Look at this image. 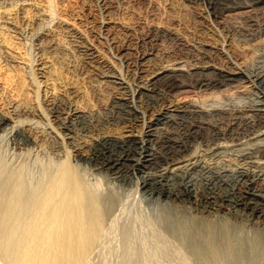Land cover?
<instances>
[{
    "label": "rangeland",
    "instance_id": "obj_1",
    "mask_svg": "<svg viewBox=\"0 0 264 264\" xmlns=\"http://www.w3.org/2000/svg\"><path fill=\"white\" fill-rule=\"evenodd\" d=\"M6 1L9 3V4L7 3L8 5L6 4ZM10 1L11 2H9V0H5V2H3L4 4L1 3L2 7L0 6V10H1L0 11V22H1L0 29L2 28L3 25H5V26H3V29L0 30V32H1L0 33V57H1L0 58V68L2 69V70L0 69V78H1L0 79V98H1L0 99V107H1V105H2V107L4 106L3 107L4 109L1 108L3 113L4 114L8 113L6 115H10L9 118L11 117L9 125L7 126L9 128L6 127L7 129L5 128L3 131H0V135H1L0 136V151L3 148L2 152H0L1 153L0 154V156H1L0 157L1 158L0 168L5 169V171L0 170V173L3 172L0 175L7 173L9 171L8 169H10V168L12 170L10 169L9 172L14 171V170L18 171L17 169H19V167L21 166V168L22 167H24V168H22V169L20 168L19 171L22 170L21 172L24 174V172L26 173L30 170L28 172L29 176L25 175V174L24 175L28 176V178H26L27 180L29 179L31 181V179H32V181H34V182L31 181L32 182V183L30 182L31 184L35 183L34 185H36L37 182H35V180H33V179H36V181H37L38 178H39V180L41 178H43L44 176L42 173H44V175H45L48 171H50V169H52V168L55 169V167H57V165H58L60 158L61 157L65 158L67 156V155L65 156L66 153L70 154L69 157L72 158L70 160L72 162V164L76 165L75 167L78 169V171L82 170L80 172H81V176H82V179L84 180V182L87 184L89 182L90 184L88 186H92L91 189H94L91 191L97 190V192H99L100 195L104 196L105 198H107L109 196L108 198H111L113 200V205H112L113 211L111 213V216H113L112 214H114L113 218H115V219H113L112 217H110V219L112 218V221L115 220L113 222V224L115 223L114 224L115 226L112 227L113 224L111 225V222H109L110 224L108 223L107 226L112 227V228L107 229V227H106L104 229L105 230L103 232L104 235L102 234V238H100L101 240H99L97 243V246H96L97 248L95 247L96 250L94 248L93 253L89 257V260L91 259L89 261L90 263H87V264H124V262H126V260H127L126 264H139V263L143 264L144 262H145L144 264H179V263L180 264H187V263L191 264L192 259L188 258V260L190 262L186 259L188 257L187 255L190 256V252L188 253L186 250H185L187 252V255L185 258L186 260L184 259V261H183V258L185 257L186 252L183 251L184 250L183 248L181 249V247H182L181 241L180 242L178 241L182 237H181V233L177 227L178 221L175 222L176 220L180 219L179 217L184 215V213H185L184 217H190V216L192 217L193 216V218H194V215H196L197 217L199 216L198 218H202L204 216L208 219H211V217H212V219L217 218V217L223 218V219L226 218V220L230 219L231 221L229 220V222H234V223L236 222V224H240V225L244 226L247 233H251L253 235V233L257 232V233H260L261 235L263 234L262 238H264V223H263L264 222V217H263L264 215L262 216L261 214H259L258 216H251V215H249L250 210L246 209L244 206H236L235 205V200H236L235 196H237L236 194H237V191H239V190H233L232 187L225 184L228 182L232 183L233 182L232 177H231V179H229L230 181H228V182L222 180L221 184H223L224 182L225 183L223 185H221V187H220L219 184H217V185L214 184L215 181L217 182V179L214 180L213 183H210L211 181H208L206 179L207 177H205L206 176V175H204L205 173L200 170L201 169L200 166L204 165V164H205L204 166H207L210 164H211V166H216V165H218V166L226 165L227 166L229 164V166L231 168L232 167L236 168L237 164H235V163H237V162H235L236 160L234 161V158L235 157L237 158L239 155L243 154L246 151L248 152L247 147L249 144H251L250 145L251 147L249 146L250 148H252V147L254 148L256 145L255 142H260V139L264 138V134L258 136V134H261L264 131V128H262V129L256 128V130H258V129H261V130H259L258 132H255L256 130H254V128H252L251 125L248 124V120H247V119L257 120L261 117H264V113H262V112L260 113L259 111L254 110L256 108L255 107L256 104L261 100V97L264 95V81H262L264 78V0H239V1L238 0H203V1L202 0H114V1L113 0H55V1L54 0L53 1H51V0L50 1L49 0H28V2H27V0L26 1L25 0H21V1L20 0H18V1L13 0L14 3H12V0H10ZM34 1H36V2L34 3ZM0 2H2V1H0ZM52 2H53V6L55 8L51 6ZM243 3H245V4H243ZM14 4H16V5H14ZM11 5H13V6L10 7ZM47 5L51 6L53 8V10H50V7H48ZM239 5H241V7H239ZM3 6H6V8L4 9ZM237 6H238V8H237ZM244 6H246V7H244ZM206 7H207V9H206ZM261 7H263V8H261ZM232 8L233 9L236 8V9L231 10ZM52 11H54V13ZM4 12H6V13H4ZM57 15H58V17H57ZM256 16H258V17H256ZM29 17H31L32 19ZM53 17L54 18L56 17L55 20ZM16 18H18V19H16ZM27 20H29V21H27ZM231 20H233L234 22ZM6 27L8 29L10 27L11 28H10V30H8ZM3 30H5V31L2 32ZM228 30H229V32H228ZM31 31L33 34L30 33ZM34 31H36V32H34ZM256 32H257V34H256ZM158 33H160L161 35ZM147 35H148V37H147ZM52 36H53V38H52ZM65 38L68 40H66ZM161 38H163V39H161ZM143 39H144V42H143ZM232 39H233V41H232ZM246 39L248 40V42ZM52 40H53V42H52ZM159 40H160V42H159ZM61 41H63V42H61ZM68 41H69V43H68ZM154 42L157 43L159 46L157 44H155ZM59 43H61V44H59ZM66 43H68V44L66 45ZM151 44H152V48H150ZM241 45L244 48H242ZM123 46H124V49H123ZM181 46L183 47L182 50H181ZM237 46H239V47H237ZM56 47H58V48L56 49ZM183 50H185V51H183ZM59 51H60V53H59ZM146 51H148V52L146 53ZM29 52L32 54H30ZM125 53H127V54H125ZM104 54H106V55H104ZM115 54H116V56H115ZM81 56H82V58H81ZM143 57H146L143 60L146 64H144V62L142 61L141 63H143L142 64L143 66L140 65L141 63L139 65H137L136 59L139 60V58H143ZM131 58H134L135 60L131 59ZM200 58L201 59L203 58V59L201 60ZM132 62L134 63L133 64L134 66L132 65ZM178 62L179 63L181 62V64L184 65L185 69L187 68V70H185L187 72L193 71V69L197 66H198V68H200L199 70H202V68H207V67L211 68V69H207V70H204L202 72L199 71L201 73H193L191 75H189V74L184 75L183 74L184 76L183 75L180 76L179 79H181L180 81L187 85L186 87H184L186 90L184 88H180L178 91L175 90L173 92L168 91L164 84H159V86L157 85L156 87L146 86L144 83H142L140 81V79L138 80L139 76L144 78V75L146 73H147L146 76H150L151 74H153V72H156L158 69L160 70L161 67L162 68H167V67L171 68L172 66H174L173 64H176ZM190 62H191V64H190ZM53 63H55V64H53ZM77 63H78V65H77ZM194 63H196V65H194ZM209 63H210V65H209ZM185 64H187L188 66ZM200 65H202V66H200ZM213 65L217 66V67H213ZM3 66H4V68H3ZM53 66H54V68H52ZM56 66H57V68H55ZM82 67H83V69H82ZM133 67H134V69H133ZM238 67H240V68H238ZM219 68H221V69H219ZM55 69L57 70L58 74H56L57 72ZM58 69L61 71H58ZM90 69H91V71H90ZM151 69L153 71H150ZM226 69H228V70H226ZM11 70H12V72H11ZM140 70H142L144 73L141 72ZM216 70H217V72H216ZM221 70L222 71H228V72H230V71L231 72L232 71H241L243 73V77H241L240 79H238L235 82H232V84L226 83V85H225L224 83L221 82L217 86H212V87L209 86L208 88H207V86L197 85L198 81H201L202 79H212V80L222 81L223 77L219 76L220 75L219 72ZM5 72L10 74L11 79L9 81L13 80L14 83L9 82V81H8L9 82L8 83L7 80H4L5 75H3V74ZM30 72H32V77H31ZM59 72H61L62 74L61 73L59 74ZM259 72H260V74H259ZM18 73H19V75H18ZM103 73L104 74L106 73V74L104 75ZM206 73H208V75L209 74L210 75L208 76ZM98 74H100V75H98ZM132 74H134L133 76H135V77H133ZM60 75H62V76H60ZM136 75H138V76H136ZM204 75H206V76H204ZM18 76H20V77H18ZM22 76H24L23 80L24 79L27 80V81L24 80L25 82H27V85H26V83H23L24 81L22 82ZM118 76H119V79H117ZM93 77H95L97 80L96 79H95L96 81L93 80ZM132 77L135 79H133ZM19 78L21 79V81ZM32 78H33V80H32ZM55 78H57V79H55ZM99 78H100V81H103L106 84L103 82L100 83ZM123 78L125 80H123ZM145 78H147V77H145ZM199 78H201V79H199ZM101 79H104V80H101ZM114 80H117L116 82H120V83H116ZM18 81H20V82H18ZM37 81L40 82V83L38 82V85H36ZM132 81H133V83H132ZM135 82L137 85L135 84ZM253 82H255V83H253ZM21 83H22V86L20 87ZM101 84H102V86H101ZM221 85H223V86H221ZM120 86H122V87H120ZM130 86L131 87L133 86V88H135V89L131 88ZM191 86H193V87H191ZM119 87H120V89H119ZM203 87H205V88H203ZM28 88H30L31 90ZM41 88H42V90H41ZM144 88H145V90H144ZM100 89H101V91H100ZM131 89H133L134 91ZM149 89H151V90H149ZM25 90H27V92ZM82 90H84V91H82ZM124 90H125V92H124ZM158 90H161V91H158ZM163 90H165V91H163ZM110 91L111 92L113 91V92L111 93ZM120 92H123V93H120ZM243 92H245V93H243ZM23 93H26V94L28 93V94L24 95ZM99 93H101L102 95ZM132 93H133V96H132ZM230 93H233V94H230ZM40 94H42V95H40ZM82 94H83V96H82ZM85 94L87 95V98L84 97V96H86ZM236 94H238V95H236ZM149 95H151V96H149ZM230 95L231 96L233 95V96L230 97ZM227 96H228V100H227ZM5 97L8 98L9 100L6 99ZM35 98H38L39 101H38V99H35ZM153 98L155 100H153ZM53 99L55 100L54 101L55 103H53ZM218 99H219V101H218ZM231 99H233V100H231ZM130 100H134V101H130ZM240 100H241V102H239ZM12 101H13V103H12ZM15 101H16V103H15ZM34 101H36V102H34ZM205 101H206V103H205ZM235 101L238 104H235L236 103ZM40 102H41V104H40ZM195 102H197V103H195ZM215 102H216V104H215ZM38 103L40 104V106L38 105ZM56 104L60 108L62 106L65 108L67 107V108L65 109L62 107L60 109L57 107ZM190 104L197 105V106L202 105L201 108H203V109H206V107H208L206 109V111L212 112V114H207V115L203 116L204 118L201 117V119H200L201 120V125H200L201 127H198L199 129L193 127L192 123H195L193 120L187 119L184 117L182 118L179 116H173L172 117L173 122L167 126L165 124L160 125L161 127L163 126V128H164L161 131L162 133L160 134V132H158L155 137H152V140L148 141L149 144H147V147H149V153H151V154L154 153L153 154L154 156L159 157V158H156L157 160L155 159V162L153 164L146 165L147 164L146 163L145 164L146 168L140 166L136 169L135 168L133 169L128 165L127 162L126 163L124 162V164L121 165V167H123V171H122L123 175L121 173H118L117 176H115L116 174H114L113 171H111L110 169L101 168L99 166V163L97 161L98 159H97L96 155L100 154L99 152L102 149L101 143L105 142V139H106V141L110 142L109 147L110 146L115 147L117 144L119 145L120 141H126V140H131V139L140 141L141 139L145 138V133L148 130V126H150L152 123H154L158 114L163 113L164 111L168 112V113L170 112L169 114H171L170 110L177 108V107H183L184 105H190ZM15 105H17V106L20 105L19 106L20 109H18L19 107L15 106ZM128 105H130L131 108L128 107ZM45 106L47 107L46 108L47 110L45 108H43ZM169 106H171V107H169ZM38 107H41V108L39 109ZM49 107H51V109ZM55 107L57 108L58 111L61 112L60 114H59V112L57 113V114H59L58 116L56 115V113H52L54 110H56ZM117 107H119V108H117ZM215 107H217V109ZM15 108H16V110H15ZM37 108L39 110H37ZM8 109L10 111V114H9V111L7 112ZM17 110H18V112H16ZM40 110H44V111H40ZM49 110H51L52 112ZM67 110H69V111H67ZM119 110L122 112L120 113ZM161 110H163V111H161ZM220 110H221V112H218ZM98 111H100V112H98ZM19 112H21V113H19ZM27 112H29V113H27ZM32 112L34 113V114H32L33 116H31ZM45 112L47 113V116H46ZM247 113L249 116L247 115ZM251 113L253 114V116H252L253 118L251 117V115H252ZM24 116H26V117L29 116L30 118L29 117L28 118L30 120H28L27 118H25L26 120L24 118H21ZM68 116H71V119L70 118L68 119L67 118ZM239 116H241V117H239ZM255 116H256V118H255ZM127 117H128V119L131 118L132 120L131 119L128 120ZM18 119H19V121H18ZM20 119H22L23 121ZM31 119L33 122H31ZM245 119L247 121H244ZM27 120H28V124H26ZM176 120H178V121L175 122ZM17 121H18V123L22 121L21 123H23V124H18ZM71 121L75 122V123H72ZM239 121H240V123H239ZM47 123H48V125H47ZM103 124H105V125H103ZM225 124H227V125H225ZM100 126H101V128H100ZM121 126H123V127H121ZM189 126H192V127H189ZM68 127H70V128H68ZM53 128H56V129L53 130ZM228 128H229V130H231V129L232 130L229 131ZM22 129L24 132L22 131ZM28 129H30V130H28ZM58 129L60 131H58ZM63 129H65L64 134H63V131H64ZM46 130H48V131H46ZM197 130L199 131L198 133H197ZM29 131H30V133H29ZM55 131H56V133H55ZM92 131H94V132H92ZM227 131H229V132H227ZM57 132L58 133L60 132L61 136H60V134H57ZM201 132H203V133L201 134ZM22 133H24V134L22 135ZM47 133L49 135H47ZM70 133L72 136L70 135ZM215 133H218V134H215ZM28 134H30L31 136ZM52 134L55 137H53ZM184 134H185V136H184ZM2 135H4V136H2ZM24 135L25 136L28 135L29 136L28 138L32 139L31 140L32 142L26 141L27 137H25ZM35 135H37V137L39 139H36L37 137ZM102 135H104V136H102ZM106 135H108V136H106ZM68 136H69V139H68ZM99 136H101V137H99ZM132 136H133V138H132ZM140 136H142V137H140ZM166 136H168V137H166ZM193 136H194V138H193ZM224 136H225V138H223ZM229 136H231V137H229ZM62 137H64L63 138L64 141L61 139ZM195 137H197V139H195ZM227 137H229V138H227ZM247 137H249V138H247ZM45 138H49V139H45ZM55 138H56L57 142L55 141ZM114 138H115V140H114ZM216 138H218V139H216ZM231 138H233V139H231ZM18 139H19V141H18ZM146 139H148V138H146ZM70 140H72V141H70ZM155 140H156V142H155ZM157 140H160L161 142H158ZM228 140L229 141L231 140V141L229 142ZM58 141H60V144L58 143ZM61 142H63V143L65 142V143L61 144ZM216 142H217V144H216ZM227 142H229V143H227ZM112 143H114V144H112ZM181 143H182V146H181ZM263 143H264V141H263ZM1 144H2V147H1ZM36 144H37V146H36ZM145 144H146V142H145ZM187 144L188 145L190 144V145L188 146ZM226 144H228V145L226 146ZM230 144H231V146H230ZM13 145H14V147H13ZM152 145H154V147ZM243 145L245 147H243ZM162 146H164V147H162ZM173 147H174V149H173ZM14 148L16 151L14 150ZM239 148H240V150H239ZM69 149H71L69 151L70 153L65 152L66 150H69ZM139 150H142V149H139ZM164 150H166V151H164ZM221 150L227 151V152L225 153V152H222ZM22 151L25 153H23ZM178 151H180L181 153ZM190 151H191V153H189ZM232 151H234V152H232ZM173 152H175V153H173ZM15 153H16V156H15ZM74 153H76V154H74ZM79 153H80V155H79ZM195 153H196V155H195ZM77 154H78V156H77ZM161 154L163 156L164 155L165 156L162 158ZM2 155H3V157H2ZM9 155H10V157H8ZM51 155H53V156H51ZM63 155L65 157H63ZM36 156H38V157H36ZM54 156H56V157H54ZM188 156H189V158H187ZM194 156H195V158H194ZM233 156H234V158H233ZM4 157H6V158H4ZM137 157H139V155H137ZM182 157L184 159H181ZM227 157L229 158V160H226V159H228ZM44 158H45V160H44ZM62 158H61V161H62ZM172 158H173V160H172ZM185 158H187V159L191 158V160L193 162L197 161L199 166H197L195 168H193L191 166H188V168L185 167L184 168L185 170L183 169V171H181L182 177L180 176V180H179V178L175 179V181L171 180V184L168 185L166 180H164V178L160 177V176L164 172L167 175H168V173L170 174V172H168V171H171V169H172V167H171L172 162L173 163H175V161L176 162H179V161L183 162V160H184L183 164H186L187 162L189 163V161ZM49 159H50V161H49ZM160 159H162V160H160ZM10 160H11V162H10ZM52 160L54 162L58 161L57 164L53 162L54 164L51 165L50 162ZM168 160H169V162H168ZM185 160H187V161H185ZM221 160L222 161L224 160V161L221 162ZM232 160L234 162H232ZM211 161H214V162H211ZM209 162H211V163H209ZM219 162H220V165L218 164ZM18 163H20V164L18 165ZM168 163L169 164L171 163V164L168 166ZM7 164L10 166H8ZM38 164L41 165V167H43L44 164H45L44 165L45 167H46V165L49 168H50V166H53V167L50 169L47 167L41 168V167H39ZM14 165H16V166H14ZM33 165H35V166H33ZM97 166H99L100 168ZM163 167H164V169H163ZM15 168H17V169H15ZM82 168H84V169H82ZM26 169L28 171H25ZM45 169L47 170V172L45 171ZM31 170L33 172H31ZM198 171L200 174L198 173ZM80 172H79V174H80ZM85 172H86V174H85ZM109 172H111L112 174ZM128 173H129V175H128ZM95 174L97 176H95ZM206 174L209 175V173H206ZM30 175H33V176H30ZM83 176H84V178H83ZM30 177H32V178L30 179ZM106 177H107V179H106ZM118 178H120V179H118ZM150 178L155 179V181L163 179L162 183L167 184L168 187H173L176 189L179 188L183 192L181 190H173V192L175 191V193L180 194L177 197V195H175V194H170L168 191H171V190H169L167 188V186H165V187L161 186L162 184H160V183L155 184V186H153L154 188L152 189V191L150 188L146 189V188H144V182L143 181L151 180ZM87 179H89V180H87ZM27 180H26V182L28 183L29 180L28 181ZM186 180H187V182H186ZM129 181H131V182H129ZM93 182L95 184V185L93 184L94 187L92 185ZM97 182H98V184H97ZM115 182L117 184H115ZM192 183H194L195 186H194V184L192 185ZM98 185L99 186L101 185L102 187L101 186L99 187ZM186 185L189 186L188 187L189 190H186V188H187ZM224 185H226V186H224ZM107 186L108 187L110 186V187L108 188ZM113 187H114V189H113ZM223 187H224V189H223ZM129 188H131V189H129ZM165 188H167V189H165ZM103 191H105V192H103ZM110 192H111V194H110ZM184 192H186V193H184ZM188 192L190 193V196H189ZM167 194L170 196H168ZM206 195L212 196L213 204L215 203V205H214L215 207L213 206L214 208L213 207L210 208L205 204L206 202H204L203 199L205 198ZM111 196L114 198H112ZM215 196H216V198H215ZM193 198H195V199H193ZM225 199H226V201H225ZM200 200H201V202H200ZM214 201H216V202H214ZM217 202H218V204H217ZM221 204H222V206H221ZM204 205L206 208L204 207ZM193 206H195V207H193ZM243 209H245L246 211ZM139 210H140V213L142 212L141 214L138 213ZM143 210H145V211H143ZM168 210H169V212H168ZM178 210H180V211H178ZM121 211H122V213H121ZM177 211H178V213L180 212L179 215H181V216H176L178 214V213H176ZM228 211H230L231 213ZM247 211H248V213H247ZM160 212H161V214H160ZM213 212H214V214H213ZM172 213H174L173 216H172ZM154 214H156V215H154ZM131 216H133V217H131ZM154 216H156L158 219ZM214 216H216V217H214ZM175 217L178 219H176ZM117 218H119V219H117ZM110 219H109V221H111ZM142 219H145V220H142ZM121 220L122 221L124 220V221L121 222ZM138 220L142 223V225H141V223H138ZM163 220H165V222ZM144 221H146L147 223ZM148 221H149V223H148ZM116 222H117V225H116ZM130 223H132V225ZM169 223L171 224V226L173 228L171 226H169L170 225ZM133 224H135V225H133ZM147 224H149V225H147ZM157 224H158V226H157ZM123 225H125L126 227ZM136 225L138 228L136 227ZM173 225L176 226V228ZM153 226L155 227V229ZM162 226L163 227L165 226V227L163 228ZM168 227L169 228L171 227V230ZM153 229H154V231H153ZM159 229H160V231H159ZM106 231H107V233H106ZM125 231L128 232V234ZM168 231H169V233H168ZM175 231H176V233H175ZM252 231H254V232H252ZM147 232H149L148 233L149 235H147ZM172 232H173V234L174 233L175 234L173 235ZM118 233H120V234H118ZM129 233H131V234H129ZM132 233H135L134 236ZM177 233H179L180 235ZM108 234H110V235H108ZM136 234L138 236H136ZM139 234H141V235H139ZM157 234H159V235H157ZM160 234H163V235L160 236ZM122 236H124L125 239ZM133 237H135V238H133ZM176 237H178V238H176ZM105 238H107V241ZM113 238L114 239L116 238L115 239L116 241H114ZM128 238L129 239L131 238V239L129 240ZM154 238H155V240H153ZM123 239H124V241L127 242V244H128V242H129V244L132 242L131 244L134 245V243L137 242L139 244V246H136L137 243H135V246H132L131 244H130L131 245L130 246L128 244L130 247H132V249H133V251H132V249L130 250V247L126 244V242L124 243V245L122 244L124 242ZM103 240H104L105 244H104ZM110 240L114 241V242H111ZM120 240H121V242H120ZM166 240H169L168 241L169 244ZM170 240H172V241H170ZM142 241H145V242H142ZM150 241H151V243H150ZM152 241H153V243H152ZM162 241L164 243H162V245H161ZM99 242H101V243H99ZM262 242H263V244H262ZM158 243H159V245H157ZM179 243H181V247L179 246ZM100 244H102V245L100 246ZM121 245H122L123 250L121 248ZM261 245L264 246V239H262ZM157 246H159V247H157ZM177 247H178V249L180 247V249L178 250ZM118 248L121 250H119ZM170 248H171V250H170ZM172 248H173V250H172ZM149 249L151 252L149 251ZM166 251H168V252H166ZM182 251H183L184 255L182 254ZM139 252L141 255H143V257L140 256ZM123 253L125 255H123ZM169 253H171V254H169ZM103 254H104V256H103ZM119 255L121 256V258H119L120 257ZM147 255H148V257H147ZM174 256L175 257L178 256L177 259ZM102 257H105V259H103ZM106 257H108V259ZM122 259H124L125 261ZM4 260H3V257L1 256L0 257V264H6L7 261L5 262ZM119 260H122V261H119ZM177 260L180 262H178ZM262 260H261L262 263L261 262L260 263L264 264V256H263ZM135 261H136V263H134ZM185 261H188V262L185 263ZM100 262H102V263H100ZM175 262H177V263H175ZM193 262H194L193 264L196 263L194 260H193Z\"/></svg>",
    "mask_w": 264,
    "mask_h": 264
},
{
    "label": "bare ground",
    "instance_id": "obj_2",
    "mask_svg": "<svg viewBox=\"0 0 264 264\" xmlns=\"http://www.w3.org/2000/svg\"><path fill=\"white\" fill-rule=\"evenodd\" d=\"M2 2H0V6H1V3L5 2V0H0ZM18 1V0H17ZM21 1V0H20ZM26 1V0H25ZM50 1V0H49ZM53 1V0H51ZM55 1V0H54ZM114 1V0H113ZM203 1V0H202ZM239 1V0H238ZM9 2H11L9 0ZM28 2V0H27ZM30 2V1H29ZM36 1H34L35 3ZM8 2L6 1V4ZM12 3H14V1L12 0ZM11 3V4H12ZM22 3V2H21ZM33 3V2H32ZM50 3V2H49ZM193 3V2H192ZM201 3V2H200ZM4 4V3H3ZM5 4V5H6ZM9 4V3H8ZM7 4V5H8ZM19 4V3H18ZM37 4V3H36ZM48 4V3H47ZM51 4V3H50ZM232 4V3H231ZM245 4V3H243ZM248 4V3H247ZM6 5V6H7ZM16 5V4H14ZM22 5V4H21ZM6 6H3L4 9L6 8ZM13 5H11L10 7H12ZM48 6V5H47ZM52 7L53 6V2H52ZM51 6H48L50 7V10H53V8ZM216 6V5H215ZM250 6V5H249ZM2 7V6H1ZM9 7V6H8ZM223 7V6H222ZM239 7H241V5H239ZM246 7V6H244ZM260 7V6H259ZM55 8V7H54ZM219 8V7H218ZM231 8V7H230ZM238 8V6H237ZM263 8V7H261ZM11 9V8H10ZM42 9V8H41ZM207 9V7H206ZM224 9V8H223ZM236 9V8H234ZM233 8L231 10H234ZM15 10V9H14ZM55 10V9H54ZM1 11V10H0ZM27 11V10H26ZM211 11V10H210ZM7 12V11H6ZM4 12V13H6ZM24 12V11H23ZM29 12V11H28ZM38 12V11H37ZM54 13V11H52ZM17 13V12H16ZM27 13V12H26ZM30 13V12H29ZM209 13V12H208ZM236 13V12H235ZM8 14V13H7ZM56 14V13H55ZM239 14V13H238ZM245 14V13H244ZM243 14V15H244ZM59 15V14H58ZM57 15V17H58ZM209 15V14H208ZM242 15V16H243ZM256 15V14H255ZM34 16V15H33ZM2 17V16H1ZM49 17V16H48ZM51 17V16H50ZM258 17V16H256ZM31 18V17H29ZM54 18V17H53ZM56 18V17H55ZM54 18V20H55ZM61 18V17H60ZM214 18V17H213ZM18 19V18H16ZM26 19V18H25ZM32 19V18H31ZM66 19V18H65ZM256 19V18H255ZM247 20V19H246ZM5 21V20H4ZM29 21V20H27ZM69 21V20H68ZM233 21V20H231ZM236 21V20H235ZM241 21V20H240ZM234 22V21H233ZM237 22V21H236ZM217 23V22H216ZM241 23V22H240ZM244 23V22H243ZM1 24V22H0ZM260 24V23H259ZM10 25V24H9ZM234 25V24H233ZM1 26V25H0ZM5 26V25H3ZM3 26L1 29H3ZM39 26V25H38ZM42 26V25H41ZM224 26V25H223ZM242 26V25H241ZM243 27V26H242ZM7 28V27H6ZM11 28V27H10ZM10 28L8 30H10ZM37 28V27H36ZM238 28V27H237ZM245 28V27H244ZM250 28V27H249ZM0 29V30H1ZM5 29V28H4ZM51 29V28H50ZM254 29V28H253ZM258 29V28H257ZM40 30V29H39ZM160 30V29H159ZM223 30V29H222ZM239 30V29H238ZM241 30V29H240ZM256 30V29H255ZM5 30H3L2 32H4ZM38 31V30H37ZM161 31V30H160ZM36 32V31H34ZM229 32V30H228ZM234 32V31H233ZM243 32V31H242ZM258 32V31H257ZM256 32V34H257ZM1 33V32H0ZM32 33V31L30 32ZM129 33V32H128ZM146 33V32H145ZM149 33V32H148ZM156 33V32H155ZM154 33V34H155ZM164 33V32H163ZM236 33V32H235ZM20 34V33H19ZM33 34V33H32ZM152 34V33H151ZM160 34V33H158ZM260 34V33H259ZM30 35V34H29ZM161 35V34H160ZM263 35V34H262ZM8 36V35H7ZM31 36V35H30ZM34 36V35H33ZM40 36V35H39ZM150 36V35H149ZM159 36V35H158ZM225 36V35H224ZM232 36V35H231ZM38 37V36H37ZM107 37V36H106ZM148 37V35H147ZM241 37V36H240ZM43 38V37H42ZM53 38V36H52ZM151 38V37H150ZM158 38V37H157ZM231 38V37H230ZM243 38V37H242ZM63 39V38H62ZM66 39V38H65ZM132 39V38H131ZM160 39V38H159ZM163 39V38H161ZM36 40V39H35ZM41 40V39H40ZM68 40V39H66ZM73 40V39H72ZM150 40V39H149ZM155 40V39H154ZM247 40V39H246ZM9 41V40H8ZM76 41V40H75ZM124 41V40H123ZM233 41V39H232ZM53 42V40H52ZM57 42V41H56ZM63 42V41H61ZM143 42H144V39H143ZM156 42V41H155ZM154 42V43H155ZM160 42V40H159ZM176 42V41H175ZM248 42V40H247ZM65 43V42H64ZM69 43V41H68ZM66 43V45L68 44ZM151 43V42H150ZM153 43V44H154ZM235 43V42H234ZM233 43V44H234ZM246 43V42H245ZM244 43V44H245ZM261 43V42H260ZM39 44V43H38ZM61 44V43H59ZM145 44V43H144ZM157 44V43H155ZM236 44V43H235ZM234 44V45H235ZM75 45V44H74ZM80 45V44H79ZM158 45V44H157ZM178 45V44H177ZM191 45V44H190ZM237 45V44H236ZM254 45V44H253ZM257 45V44H256ZM156 46V45H155ZM154 46V47H155ZM159 46V45H158ZM157 46V47H158ZM221 46V45H220ZM242 46V45H241ZM128 47V46H127ZM143 47V46H142ZM173 47V46H172ZM213 47V46H212ZM239 47V46H237ZM249 47V46H248ZM255 47V46H254ZM58 47H56L57 49ZM74 48V47H73ZM126 48V47H125ZM132 48V47H131ZM152 48V44H151V47ZM168 48V47H167ZM182 46H181V50H182ZM188 48V47H187ZM205 48V47H204ZM242 48H244L242 46ZM34 49V48H33ZM68 49V48H67ZM97 49V48H96ZM123 49H124V46H123ZM189 49V48H188ZM196 49V48H195ZM241 49V48H240ZM69 50V49H68ZM73 50V49H72ZM103 50V49H102ZM101 50V51H102ZM117 50V49H116ZM157 50V49H156ZM155 50V51H156ZM170 50V49H169ZM201 50V49H200ZM217 50V49H216ZM222 50V49H221ZM242 50V49H241ZM247 50V49H246ZM32 51V50H31ZM98 51V50H97ZM127 51V50H126ZM133 51V50H132ZM137 51V50H136ZM158 51V50H157ZM185 51V50H183ZM224 51V50H223ZM35 52V51H34ZM74 52V51H73ZM148 51H146L147 53ZM205 52V51H204ZM255 52V51H254ZM253 52V53H254ZM30 53V52H29ZM60 53V51H59ZM70 53V52H69ZM80 53V52H79ZM117 53V52H116ZM195 53V52H194ZM252 53V54H253ZM32 54V53H30ZM89 54V53H88ZM127 54V53H125ZM149 54V53H148ZM207 54V53H206ZM106 55V54H104ZM108 55V54H107ZM129 55V54H128ZM164 55V54H163ZM180 55V54H179ZM257 55V54H256ZM53 56V55H52ZM116 56V54H115ZM120 56V55H119ZM139 56V55H138ZM178 56V55H177ZM186 56V55H185ZM209 56V55H208ZM58 57V56H57ZM110 57V56H109ZM108 57V58H109ZM137 57V56H136ZM151 57V56H150ZM241 57V56H240ZM252 57V56H251ZM1 58V57H0ZM53 58V57H52ZM60 58V57H59ZM77 58V57H76ZM82 58V56H81ZM85 58V57H84ZM122 58V57H121ZM146 57H143V58H139V60L136 59V63L137 65H139ZM159 58V57H158ZM250 58V57H249ZM256 58V57H255ZM6 59V58H5ZM120 59V58H119ZM131 59H134V58H131ZM130 59V60H131ZM151 59V58H150ZM201 59V58H200ZM203 59V58H202ZM201 59V60H202ZM54 60V59H53ZM57 60V59H56ZM76 60V59H75ZM135 60V59H134ZM253 60V59H252ZM35 61V60H34ZM63 61V60H62ZM78 61V60H77ZM132 61V60H131ZM178 61V60H177ZM230 61V60H229ZM261 61V60H260ZM144 62V61H143ZM150 62V61H149ZM168 62V61H167ZM249 62V61H248ZM262 62V61H261ZM58 63V62H57ZM62 63V62H61ZM69 63V62H68ZM105 63V62H104ZM174 63V62H173ZM172 63V64H173ZM203 63V62H202ZM215 63V62H214ZM34 64V63H33ZM55 64V63H53ZM80 64V63H79ZM113 64V63H112ZM118 64V63H117ZM134 63L132 62V65ZM143 63H141L140 65H142ZM144 64H146L144 62ZM188 64V63H187ZM185 64V65H187ZM191 64V62H190ZM206 64V63H205ZM227 64V63H226ZM58 65V64H57ZM78 65V63H77ZM100 65V64H99ZM114 65V64H113ZM130 65V64H129ZM159 65V64H158ZM163 65V64H162ZM174 66H172L171 68L170 67H167V68H162L159 70L156 71V72H153V74H151L150 76H146V74L144 75V78L147 77V78H143L141 76H139L138 80L140 79V81L142 83H144L146 86H153V87H156L157 85L159 86V84H164L166 89L168 91H175V90H179L180 88H184L186 87L187 85L184 84L183 82H181L179 79L180 76H182L183 74L185 75H191L193 73H201L202 71L204 70H207V69H211V68H202V70H199L200 68L195 67L193 69V71H190V72H187L185 70H187V68L185 69L184 65L181 64V62L179 63H176V64H173ZM194 65H196V63H194ZM199 65V64H198ZM210 65V63H209ZM6 66V65H5ZM75 66V65H74ZM115 66V65H114ZM122 66V65H121ZM134 66V65H133ZM136 66V65H135ZM143 66V65H142ZM151 66V65H150ZM165 66V65H164ZM188 66V65H187ZM190 66V65H189ZM202 66V65H200ZM204 66V65H203ZM230 66V65H229ZM235 66V65H234ZM11 67V66H10ZM60 67V66H59ZM63 67V66H62ZM66 67V66H65ZM68 67V66H67ZM117 67V66H116ZM194 67V66H193ZM213 67H217V66H214ZM227 67V66H226ZM4 68V66H3ZM54 68V66L52 67ZM57 68V66L55 67ZM111 68V67H110ZM122 68V67H121ZM141 68V67H140ZM139 68V69H140ZM240 68V67H238ZM1 69V68H0ZM12 69V68H11ZM62 69V68H61ZM83 69V67H82ZM108 69V68H107ZM119 69V68H118ZM123 69V68H122ZM121 69V70H122ZM134 69V67H133ZM142 69V68H141ZM145 69V68H144ZM150 69V68H149ZM221 69V68H219ZM223 69V68H222ZM2 70V69H1ZM5 70V69H4ZM3 70V71H4ZM56 70V69H55ZM112 70V69H111ZM136 70V69H135ZM155 70V69H154ZM213 70V69H212ZM228 70V69H226ZM235 70V69H234ZM241 70V69H240ZM32 71V70H31ZM58 71H61L58 69ZM91 71V69H90ZM133 71V70H132ZM141 72H143L142 70H140ZM146 71V70H145ZM150 71H153L152 69ZM201 71V72H199ZM219 71V70H218ZM256 71V70H255ZM12 72V70H11ZM10 72V73H11ZM50 72V71H49ZM54 72V71H53ZM57 72V70H56ZM55 72V73H56ZM87 72V71H86ZM217 72V70H216ZM244 72V71H243ZM31 73V77H32V72ZM61 72H59L60 74ZM65 73V72H64ZM131 73V72H130ZM129 73V74H130ZM144 73V72H143ZM215 73V72H214ZM35 74V73H34ZM58 74V72L56 73ZM62 74V73H61ZM67 74V73H66ZM104 74V73H103ZM106 74V73H105ZM104 74V75H105ZM110 74V73H109ZM116 74V73H115ZM136 74V73H135ZM149 74V73H148ZM208 75V73H206ZM220 74V75H219ZM219 76L223 77L222 81L220 80H212V79H202L201 81H198V84L197 85H202V86H207V88L210 86H217L218 84H220L221 82L224 83L226 85V83H231L232 82H235L237 81L238 79H240L241 77H243V73L241 71H220L219 72ZM260 74V72H259ZM263 74V73H262ZM261 74V75H262ZM3 75H5V78L4 80H7V82L11 79L10 78V74L5 72ZM19 75V73H18ZM27 75V74H26ZM100 75V74H98ZM108 75V74H107ZM119 75V74H118ZM134 74H132L133 76ZM141 75V74H140ZM183 75V76H184ZM210 75V74H209ZM208 75V76H209ZM217 75V74H216ZM56 76V75H55ZM62 76V75H60ZM67 76V75H66ZM88 76V75H87ZM120 76V75H119ZM119 76L117 77V79H119ZM138 76V75H136ZM206 76V75H204ZM214 76V75H213ZM4 77V76H3ZM20 77V76H18ZM73 77V76H72ZM101 77V76H100ZM116 77V76H115ZM126 77V76H125ZM135 77V76H133ZM132 77V78H133ZM24 76H22V82L25 80H23ZM26 78V77H25ZM52 78V77H51ZM70 78V77H69ZM78 78V77H77ZM103 78V77H102ZM216 78V77H215ZM218 78V77H217ZM220 78V77H219ZM256 78V77H255ZM261 78V77H260ZM1 79V78H0ZM20 79V78H19ZM57 79V78H55ZM96 78L93 77V80H95ZM122 79V78H121ZM131 79V78H130ZM135 79V78H133ZM198 79V78H197ZM201 79V78H199ZM33 80V78H32ZM31 80V81H32ZM80 80V79H79ZM86 80V79H85ZM97 80V79H96ZM95 80V81H96ZM101 80H104V79H101ZM123 80H125L123 78ZM184 80V79H183ZM3 81V80H2ZM21 81V79H20ZM18 81V82H20ZM27 81V80H25ZM23 82V83H26L27 85V82ZM35 81V80H34ZM73 81V80H72ZM110 81V80H109ZM115 82L117 80H114ZM127 81V80H126ZM139 81V82H140ZM185 81V80H184ZM252 81V80H251ZM258 81V80H257ZM264 81V78L263 80ZM9 82H13L12 81H9ZM8 82V83H9ZM33 82V81H32ZM38 82H36V85H38ZM59 82V81H58ZM65 82V81H64ZM63 82V83H64ZM85 82V81H84ZM99 82H103V81H100V78H99ZM125 82V81H124ZM188 82V81H187ZM239 82V81H238ZM245 82V81H244ZM6 83V82H5ZM40 83V82H39ZM43 83V82H42ZM47 83V82H46ZM105 83V82H103ZM102 83V84H103ZM111 83V82H110ZM116 83H120V82H116ZM128 83V82H127ZM126 83V84H127ZM133 83V81H132ZM138 83V82H137ZM189 83V82H188ZM255 83V82H253ZM19 84V83H18ZM56 84V83H55ZM74 84V83H73ZM84 84V83H83ZM88 84V83H87ZM91 84V83H90ZM93 84V83H92ZM101 84V86H102ZM106 84V83H105ZM131 84V83H130ZM136 84V82H135ZM143 84V85H144ZM246 84V83H245ZM263 84V83H262ZM5 85V84H4ZM9 85V84H8ZM25 85V86H26ZM40 85V84H39ZM54 85V84H53ZM115 85V84H114ZM129 85V84H128ZM137 85V84H136ZM191 85V84H190ZM189 85V86H190ZM234 85V84H233ZM22 86V83L20 84V87ZM42 86V85H41ZM67 86V85H66ZM124 86V85H123ZM126 86V85H125ZM223 86V85H221ZM235 86V85H234ZM40 87V86H39ZM57 87V86H56ZM74 87V86H73ZM81 87V86H80ZM116 87V86H115ZM122 87V86H120ZM119 87V89H120ZM131 87V86H130ZM145 87V86H144ZM193 87V86H191ZM242 87V86H241ZM259 87V86H258ZM24 88V87H23ZM38 88V87H37ZM36 88V89H37ZM55 88V87H54ZM133 88V86L131 87ZM148 88V87H147ZM151 88V87H150ZM158 88V87H157ZM156 88V89H157ZM164 88V87H163ZM205 88V87H203ZM30 89V88H28ZM44 89V88H43ZM48 89V88H47ZM56 89V88H55ZM58 89V88H57ZM83 89V88H82ZM86 89V88H85ZM135 89V88H133ZM131 89V90H133ZM160 89V88H159ZM165 89V90H166ZM185 89V88H184ZM190 89V88H189ZM210 89V88H209ZM236 89V88H235ZM242 89V88H241ZM23 90V89H22ZM31 90V89H30ZM38 90V89H37ZM42 90V88H41ZM127 90V89H126ZM130 90V91H131ZM145 90V88H144ZM151 90V89H149ZM162 90V89H161ZM161 90H158V91H161ZM163 90V91H165ZM186 90V89H185ZM198 90V89H197ZM211 90V89H210ZM228 90V89H227ZM226 90V91H227ZM27 92V90H25ZM56 91V90H55ZM54 91V92H55ZM79 91V90H78ZM84 91V90H82ZM101 91V89H100ZM115 91V90H114ZM121 91V90H120ZM128 91V90H127ZM126 91V92H127ZM134 91V90H133ZM132 91V92H133ZM137 91V90H136ZM147 91V90H146ZM191 91V90H190ZM200 91V90H199ZM203 91V90H202ZM213 91V90H212ZM229 91V90H228ZM240 91V90H239ZM9 92V91H8ZM40 92V91H39ZM86 92V91H85ZM108 92V91H107ZM111 92V91H110ZM113 92V91H112ZM111 92V93H112ZM125 92V90H124ZM153 92V91H152ZM197 92V91H196ZM210 92V91H209ZM257 92V91H256ZM255 92V93H256ZM57 93V92H56ZM70 93V92H69ZM91 93V92H90ZM120 93H123V92H120ZM131 93V92H130ZM143 93V92H142ZM157 93V92H156ZM163 93V92H162ZM178 93V92H177ZM242 93V92H241ZM245 93V92H243ZM250 93V92H249ZM24 95L26 93H23ZM28 94V93H27ZM26 94V95H27ZM81 94V93H80ZM84 94V93H83ZM82 94V96H83ZM87 94V93H86ZM85 94V95H86ZM101 94V93H99ZM148 94V93H147ZM150 94V93H149ZM161 94V93H160ZM169 94V93H168ZM230 94H233V93H230ZM235 94V93H234ZM42 95V94H40ZM48 95V94H47ZM102 95V94H101ZM105 95V94H104ZM107 95V94H106ZM114 95V94H113ZM143 95V94H142ZM141 95V96H142ZM146 95V94H145ZM144 95V96H145ZM153 95V94H152ZM157 95V94H156ZM163 95V94H162ZM165 95V94H164ZM172 95V94H171ZM175 95V94H174ZM238 95V94H236ZM31 96V95H30ZM29 96V97H30ZM89 96V95H88ZM95 96V95H94ZM124 96V95H123ZM132 96H133V93H132ZM151 96V95H149ZM168 96V95H167ZM173 96V95H172ZM177 96V95H176ZM233 96V95H232ZM230 95V97H232ZM53 97V96H52ZM62 97V96H61ZM87 98V95L84 96ZM97 97V96H96ZM139 97V96H138ZM143 97V96H142ZM146 97V96H145ZM158 97V96H157ZM160 97V96H159ZM166 97V96H165ZM223 97V96H222ZM221 97V98H222ZM6 98V97H5ZM12 98V97H11ZM141 98V97H140ZM144 98V97H143ZM1 99V98H0ZM8 99V98H6ZM5 99V100H6ZM19 99V98H18ZM35 99H38V98H35ZM46 99V98H45ZM60 99V98H59ZM84 99V98H83ZM89 99V98H88ZM94 99V98H93ZM127 99V98H126ZM148 99V98H147ZM160 99V98H159ZM165 99V98H164ZM163 99V100H164ZM175 99V98H174ZM173 99V100H174ZM217 99V98H216ZM246 99V98H245ZM9 100V99H8ZM30 100V99H29ZM105 100V99H104ZM135 100V99H134ZM134 100H130V101H134ZM144 100V99H143ZM153 100H155L153 98ZM157 100V99H156ZM180 100V99H179ZM215 100V99H214ZM227 100H228V96H227ZM226 100V101H227ZM233 100V99H231ZM4 101V100H3ZM2 101V102H3ZM37 101V100H36ZM34 101V102H36ZM39 101V99H38ZM55 100L53 99V103ZM88 101V100H87ZM91 101V100H90ZM114 101V100H113ZM198 101V100H197ZM201 101V100H200ZM199 101V102H200ZM216 101V100H215ZM219 101V99H218ZM217 101V102H218ZM52 102V101H51ZM81 102V101H80ZM112 102V101H111ZM143 102V101H142ZM145 102V101H144ZM187 102V101H186ZM198 102V103H199ZM221 102V101H220ZM219 102V103H220ZM231 102V101H230ZM236 102V101H235ZM241 102V100L239 101ZM255 102V101H254ZM13 103V101H12ZM16 103V101H15ZM52 103V104H53ZM78 103V102H77ZM87 103V102H86ZM89 103V102H88ZM154 103V102H153ZM170 103V102H169ZM185 103V102H184ZM197 103V102H195ZM206 103V101H205ZM227 103V102H226ZM19 104V103H18ZM29 104V103H28ZM41 104V102H40ZM40 104L38 103V105L40 106ZM93 104V103H92ZM108 104V103H107ZM106 104V105H107ZM132 104V103H131ZM144 104V103H143ZM158 104V103H157ZM160 104V103H159ZM214 104V103H213ZM216 104V102H215ZM224 104V103H223ZM228 104V103H227ZM235 104H238L237 102ZM244 104V103H243ZM253 104V103H252ZM23 105V104H22ZM46 105V104H45ZM57 105V104H56ZM55 105V106H56ZM73 105V104H72ZM79 105V104H78ZM114 105V104H113ZM233 105V104H232ZM17 106V105H15ZM20 106V105H19ZM17 106V107H19ZM28 106V105H27ZM50 106V105H49ZM96 106V105H95ZM134 106V105H133ZM156 106V105H155ZM154 106V107H155ZM202 106V105H201ZM201 106H197V105H193V104H190V105H184L183 107H177V108H174L171 111V114H169L168 112H163V113H160L158 114V116L156 117L154 123H152L150 126H148V130L146 131L145 133V138L141 139L140 141L139 140H126V141H120L119 142V145L117 144L115 147L113 146H110L109 147V144L110 142L109 141H106L105 139V142L101 143V151L99 152L100 154L99 155H96L97 156V161L99 163V166L101 168H107V169H110L111 171H113L114 174H116L115 176H117L118 173H122L123 171V167H121V165L124 164V162L128 163V165L131 167V168H138L140 166L146 168L145 164L146 165H151L155 162V159L156 158H159L157 156H154L153 154L149 153V147H147V144H149L148 141L152 140V137H155L156 134L158 132H160V134L162 133L161 131L164 129L163 126L161 127L160 125L162 124H165L166 126L171 124L173 122L172 120V117L173 116H179V117H184V118H187V119H191L193 120L195 123H192L193 127L194 128H197L199 129L198 127H201V117L207 115V114H212V112H208L206 111V109L208 107H206V109H203L201 108ZM214 106V105H213ZM217 106V105H216ZM224 106V105H223ZM226 106V105H225ZM4 107V106H3ZM2 105L0 107V131H3L8 125H9V122H10V118L9 116L10 115H6L3 113L2 109L3 108ZM16 107V108H17ZM23 107V106H22ZM58 107V105H57ZM63 107V106H62ZM61 107V108H62ZM75 107V106H74ZM81 107V106H80ZM93 107V106H92ZM125 107V106H124ZM128 107H130V105H128ZM171 107V106H169ZM204 107V106H203ZM221 107V106H220ZM256 108L254 110L256 111H259L260 113H264V95L261 97V100L256 104L255 106ZM15 108V110H16ZM39 109L41 107H38ZM37 108V110H39ZM43 108H47L46 106L43 107ZM51 109V107H49ZM54 108V107H53ZM56 108V107H55ZM60 108V107H58ZM60 108V109H61ZM65 108V107H63ZM67 108V107H66ZM65 108V109H66ZM76 108V107H75ZM79 108V107H78ZM94 108V107H93ZM119 108V107H117ZM131 108V107H130ZM136 108V107H135ZM217 109V107H215ZM226 108V107H225ZM253 108V107H252ZM4 109V108H3ZM20 109V107L18 108ZM44 109V110H45ZM69 109V108H68ZM84 109V108H83ZM82 109V110H83ZM96 109V108H95ZM121 109V108H120ZM137 109V108H136ZM214 109V108H213ZM246 109V108H245ZM6 110V109H5ZM14 110V111H15ZM44 110H40V111H44ZM47 110V109H46ZM57 110V108H56ZM54 110L53 112L51 110L52 113H56V115L58 116L61 112L60 111H56ZM70 110V109H69ZM67 110V111H69ZM73 110V109H72ZM81 110V109H80ZM90 110V109H89ZM134 110V109H133ZM139 110V109H138ZM142 110V109H141ZM222 110V109H221ZM218 111V112H221ZM9 111V109L7 110V112ZM64 111V110H63ZM66 111V112H67ZM124 111V110H123ZM163 111V110H161ZM214 111V110H213ZM18 112V110L16 111ZM59 112V114H57ZM73 112V111H72ZM77 112V111H76ZM79 112V111H78ZM87 112V111H86ZM100 112V111H98ZM119 112L121 113L122 111L119 110ZM158 112V111H157ZM15 113V112H14ZM21 113V112H19ZM29 113V112H27ZM46 113V112H45ZM70 113V112H69ZM75 113V112H74ZM142 113V112H141ZM9 114H10V111H9ZM32 114H34L33 112L31 113V116H33ZM127 114V113H126ZM221 114V113H220ZM252 114V113H251ZM16 115V114H15ZM19 115V114H18ZM22 115V114H21ZM50 115V114H49ZM62 115V114H61ZM215 115V114H214ZM219 115V114H218ZM217 115V116H218ZM232 115V114H231ZM248 115V113H247ZM38 116V115H37ZM46 116H47V113H46ZM112 116V115H111ZM123 116V115H122ZM222 116V115H221ZM245 116V115H244ZM249 116V115H248ZM253 116V114L251 115V117ZM14 117V116H13ZM12 117V118H13ZM19 117V116H18ZM29 117V116H28ZM28 117L24 116V117H21V118H27L28 120H30ZM50 117V116H49ZM56 117V116H55ZM84 117V116H83ZM100 117V116H99ZM113 117V116H112ZM135 117V116H134ZM141 117V116H140ZM139 117V118H140ZM143 117V116H142ZM148 117V116H147ZM223 117V116H222ZM229 117V116H228ZM241 117V116H239ZM247 117V116H246ZM250 117V118H251ZM260 117V116H259ZM62 118V117H61ZM64 118V117H63ZM68 119L70 118L71 119V116H68L67 117ZM88 118V117H87ZM105 118V117H104ZM118 118V117H117ZM136 118V117H135ZM154 118V117H153ZM181 118V119H182ZM204 118V117H203ZM253 118V117H252ZM256 118V116H255ZM16 119V118H15ZM42 119V118H41ZM48 119V118H47ZM57 119V118H56ZM73 119V118H72ZM101 119V118H100ZM128 119V117H127ZM131 119V118H130ZM128 119V120H130ZM180 119V118H179ZM215 119V118H214ZM225 119V118H224ZM243 119V118H242ZM241 119V120H242ZM17 120V119H16ZM22 120V119H20ZM26 120V119H25ZM28 120H27V123L28 124ZM52 120V119H51ZM81 120V119H80ZM132 120V119H131ZM240 120V119H239ZM248 120V124L251 125L252 128H254V130H256V128H264V117H261L257 120L255 119H252V120ZM246 119L244 121H247ZM19 121V119H18ZM17 121V123H18ZM23 121V120H22ZM21 121V122H22ZM49 121V120H48ZM63 121V120H62ZM78 121V120H77ZM113 121V120H112ZM178 120H176L175 122H177ZM181 121V120H180ZM204 121V120H203ZM19 122L18 124H23ZM31 122L32 119H31ZM30 122V123H31ZM51 122V121H50ZM49 122V123H50ZM57 122V121H56ZM61 122V121H60ZM59 122V123H60ZM66 122V121H65ZM72 122V121H71ZM79 122V121H78ZM185 122V121H184ZM191 122V121H190ZM206 122V121H205ZM46 123V122H45ZM53 123V122H52ZM72 123H75V122H72ZM71 123V124H72ZM102 123V122H101ZM105 123V122H104ZM240 123V121H239ZM243 123V122H242ZM25 124V123H24ZM25 124V125H26ZM34 124V123H33ZM39 124V123H38ZM42 124V123H41ZM40 124V125H41ZM55 124V123H54ZM62 124V123H61ZM64 124V123H63ZM70 124V123H69ZM109 124V123H108ZM180 124V123H179ZM183 124V123H182ZM208 124V123H207ZM48 125V123H47ZM51 125V124H50ZM66 125V124H65ZM93 125V124H92ZM105 125V124H103ZM190 125V124H189ZM227 125V124H225ZM239 125V124H238ZM20 126V125H19ZM33 126V125H32ZM31 126V127H32ZM39 126V125H38ZM62 126V125H61ZM96 126V125H95ZM118 126V125H117ZM178 126V125H177ZM243 126V125H242ZM15 127V126H14ZM34 127V126H33ZM41 127V126H40ZM47 127V126H46ZM52 127V126H51ZM50 127V128H51ZM77 127V126H76ZM106 127V126H105ZM123 127V126H121ZM125 127V126H124ZM144 127V126H143ZM165 127V126H164ZM175 127V126H174ZM189 127H192V126H189ZM9 128V127H7ZM6 128V129H7ZM49 128V127H48ZM59 128V127H58ZM70 128V127H68ZM92 128V127H91ZM101 128V126H100ZM117 128V127H116ZM193 128V129H194ZM13 129V128H12ZM56 128H53V130H55ZM105 129V128H104ZM118 129V128H117ZM191 129V128H190ZM261 129H258L256 130L255 132H258L259 130ZM30 130V129H28ZM45 130V129H44ZM49 130V129H48ZM46 130V131H48ZM64 130V131H63ZM63 134L65 132V129H63ZM70 130V129H69ZM80 130V129H79ZM84 130V129H83ZM122 130V129H121ZM137 130V129H136ZM174 130V129H173ZM213 130V129H212ZM222 130V129H221ZM227 130V129H226ZM229 130V128H228ZM232 130V129H231ZM229 130V131H231ZM239 130V129H238ZM253 130V129H252ZM23 131V129H22ZM34 131V130H33ZM37 131V130H36ZM58 131H60L58 129ZM85 131V130H84ZM116 131V130H115ZM190 131V130H189ZM209 131V130H208ZM227 131V132H229ZM11 132V131H10ZM24 132V131H23ZM26 132V131H25ZM43 132V131H42ZM54 132V131H53ZM75 132V131H74ZM94 132V131H92ZM199 131L197 130V133ZM224 132V131H223ZM226 132V131H225ZM251 132V131H250ZM27 133V132H26ZM25 133V134H26ZM30 133V131H29ZM56 133V131H55ZM87 133V132H86ZM99 133V132H98ZM130 133V132H129ZM141 133V132H140ZM193 133V132H192ZM203 132H201L202 134ZM205 133V132H204ZM222 133V132H221ZM254 133V132H253ZM24 133H22L23 135ZM43 134V133H42ZM57 134H60L61 136V133L57 132ZM56 134V135H57ZM67 134V133H66ZM126 134V133H125ZM213 134V133H212ZM215 134H218V133H215ZM264 134V131L261 133V134H258V136ZM7 135V134H6ZM15 135V134H14ZM18 135V134H17ZM21 135V134H20ZM30 135V134H28ZM25 136L27 137L26 141L28 142H32L30 138H28L29 136ZM39 135V134H38ZM41 135V134H40ZM45 135V134H44ZM47 135H49L47 133ZM71 135V133H70ZM130 135V134H129ZM159 135V134H158ZM183 135V134H182ZM1 136V135H0ZM4 136V135H2ZM31 136V135H30ZM37 137V135H35ZM51 136V135H50ZM53 136V134H52ZM51 136V137H52ZM59 136V135H58ZM72 136V135H71ZM85 136V135H84ZM104 136V135H102ZM108 136V135H106ZM185 136V134H184ZM209 136V135H208ZM217 136V135H216ZM41 137V136H40ZM47 137V136H46ZM55 137V136H53ZM52 137V138H53ZM79 137V136H78ZM101 137V136H99ZM114 137V136H113ZM142 137V136H140ZM168 137V136H166ZM202 137V136H201ZM207 137V136H206ZM231 137V136H229ZM227 137V138H229ZM234 137V136H233ZM9 138V137H8ZM21 138V137H20ZM51 138V139H52ZM59 138V137H58ZM64 137H62L61 139L63 140ZM94 138V137H93ZM92 138V139H93ZM103 138V137H102ZM133 138V136H132ZM148 138V139H146ZM159 138V137H158ZM176 138V137H175ZM194 138V136H193ZM210 138V137H209ZM225 138V136L223 137ZM226 138V139H227ZM249 138V137H247ZM4 139V138H3ZM34 139V138H33ZM36 139H39L38 137ZM45 139H49V138H45ZM44 139V140H45ZM66 139V138H65ZM68 139H69V136H68ZM99 139V138H98ZM101 139V138H100ZM112 139V138H111ZM122 139V138H121ZM155 139V138H154ZM195 139H197V137H195ZM218 139V138H216ZM215 139V140H216ZM233 139V138H231ZM35 140V139H34ZM61 140V141H62ZM82 140V139H81ZM108 140V139H107ZM110 140V139H109ZM115 140V138H114ZM120 140V139H119ZM123 140V139H122ZM10 141V140H9ZM19 141V139H18ZM46 141V140H45ZM44 141V142H45ZM55 141H56V138H55ZM64 141V140H63ZM72 141V140H70ZM69 141V142H70ZM158 142H161L160 140H157ZM168 141V140H167ZM229 141V140H228ZM231 141V140H230ZM229 141V142H230ZM233 141V140H232ZM264 138L260 139V142H255L256 145L255 147L253 148H250L251 144L248 145V152H244L243 154L239 155L237 158L233 156L234 158V161L237 162L235 164H237V167L235 168H231L229 166V164L226 166H211L210 165H207V166H204V165H201V171L204 172L206 175L205 177H207L206 179L208 181H211L210 183H213L214 180L217 179V182L215 181L214 184H219L220 187L221 185V181L224 180L226 182L230 181L229 179H233V182L230 183H225L227 184L228 186L232 187L233 190H239L237 191V196L236 197V200H235V205L236 206H244L246 209L250 210L249 211V215L251 216H258L259 214H261L262 216L264 215ZM22 142V141H21ZM25 142V141H24ZM35 142V141H34ZM33 142V143H34ZM43 142V141H42ZM41 142V143H42ZM48 142V141H47ZM57 142V141H56ZM67 142V141H66ZM98 142V141H97ZM116 142V141H115ZM146 142V144H145ZM156 142V140H155ZM183 142V141H182ZM200 142V141H199ZM219 142V141H218ZM226 142V141H225ZM227 142V143H229ZM23 143V142H22ZM21 143V144H22ZM39 143V142H38ZM54 143V142H53ZM58 143L60 144V141H58ZM63 142H61L62 144ZM65 143V142H64ZM63 143V144H64ZM117 143V142H116ZM186 143V142H185ZM220 143V142H219ZM223 143V142H222ZM234 143V142H233ZM4 144V143H3ZM25 144V143H24ZM35 144V143H34ZM49 144V143H48ZM114 144V143H112ZM217 144V142H216ZM238 144V143H237ZM240 144V143H239ZM253 144V143H252ZM40 145V144H39ZM66 145V144H65ZM69 145V144H68ZM87 145V144H86ZM170 145V144H169ZM178 145V144H177ZM185 145V144H184ZM188 145V144H187ZM190 145V144H189ZM188 145V146H189ZM204 145V144H203ZM208 145V144H207ZM211 145V144H210ZM228 144H226L227 146ZM245 145V144H244ZM243 145V147H245ZM37 146V144H36ZM41 146V145H40ZM46 146V145H45ZM63 146V145H62ZM75 146V145H74ZM154 147V145H152ZM161 146V145H160ZM181 146H182V143H181ZM218 146V145H217ZM223 146V145H222ZM221 146V147H222ZM231 146V144H230ZM250 146V147H249ZM1 147H2V144H1ZM14 147V145H13ZM26 147V146H25ZM55 147V146H54ZM57 147V146H56ZM61 147V146H60ZM66 147V146H65ZM64 147V148H65ZM156 147V146H155ZM164 147V146H162ZM170 147V146H169ZM194 147V146H193ZM198 147V146H197ZM214 147V146H213ZM36 148V147H35ZM63 148V147H62ZM77 148V147H76ZM80 148V147H79ZM152 148V147H151ZM171 148V147H170ZM182 148V147H181ZM186 148V147H185ZM196 148V147H195ZM201 148V147H200ZM223 148V147H222ZM234 148V147H233ZM241 148V147H240ZM239 148V150H240ZM3 149V148H2ZM2 149L0 152H2ZM10 149V148H9ZM19 149V148H18ZM47 149V148H46ZM66 149V148H65ZM139 149H142V150H139ZM174 149V147H173ZM211 149V148H210ZM215 149V148H214ZM221 149V148H220ZM226 149V148H225ZM242 149V148H241ZM245 149V148H244ZM15 150V148H14ZM41 150V149H40ZM39 150V151H40ZM50 150V149H49ZM58 150V149H57ZM71 149L69 150H66L65 152H68L70 153ZM77 150V149H76ZM75 150V151H76ZM169 150V149H168ZM185 150V149H184ZM188 150V149H187ZM224 150V149H223ZM227 150V149H226ZM5 151V150H4ZM16 151V150H15ZM21 151V150H20ZM46 151V150H45ZM95 151V150H94ZM154 151V150H153ZM152 151V152H153ZM166 151V150H164ZM189 151V150H188ZM222 151V150H221ZM243 151V150H242ZM23 152V151H22ZM27 152V151H26ZM33 152V151H32ZM42 152V151H41ZM44 152V151H43ZM161 152V151H160ZM171 152V151H170ZM169 152V153H170ZM180 152V151H178ZM222 152H227V151H222ZM234 152V151H232ZM25 153V152H23ZM28 153V152H27ZM37 153V152H36ZM57 153V152H56ZM72 153V152H71ZM85 153V152H84ZM162 153V152H161ZM166 153V152H165ZM168 153V154H169ZM175 153V152H173ZM181 153V152H180ZM191 153V151L189 152ZM188 153V154H189ZM203 153V152H202ZM1 154V153H0ZM76 154V153H74ZM88 154V153H87ZM194 154V153H193ZM14 155V154H13ZM28 155V154H27ZM37 155V154H36ZM46 155V154H45ZM48 155V154H47ZM67 155V156H66ZM70 154H65V156L63 155V157L65 158H62V161H61V158L58 161H51L50 164H54L58 162V165L57 167L52 168L53 166H50V169L47 165L46 167L50 169V171L47 172V170L45 169V172L46 174L44 175L43 174V178H41L39 180L36 181V179H33L35 180L36 185L34 184H31L32 182V177H30L31 181L27 180L26 178H28V171L27 169L25 171H28V172H24L25 175H28V176H25L19 169L21 168V166L19 167V169H17L18 171L14 170V171H10V169H8L9 173H4L2 175H0V255L3 257V260L8 264H87V263H90L89 261V257L90 255L93 253L94 251V248L97 246V243L99 240H101L100 238H102V234L103 232L105 231L104 229L107 227V229L109 228H112L114 227L115 223L113 224V222L115 221H112V218L114 216V214H112L113 216H111V213L113 211V200L111 198H105L104 196L100 195L99 192H97V190L95 191H91V190H94V189H91L92 186H88L90 183L88 182L85 183L84 180L82 179V176H81V172L82 170H79L75 167L76 165H73L72 162L70 161L72 158L69 157ZM72 155V154H71ZM80 155V153H79ZM94 155V154H93ZM137 155H139V157H137ZM162 155V154H161ZM171 155V154H170ZM179 155V154H178ZM177 155V156H178ZM190 155V154H189ZM196 155V153H195ZM235 155V154H234ZM15 156H16V153H15ZM22 156V155H21ZM26 156V155H25ZM49 156V155H48ZM53 156V155H51ZM78 156V154H77ZM82 156V155H81ZM160 156V155H159ZM165 156V155H164ZM162 155V158L164 157ZM176 156V157H177ZM208 156V155H207ZM1 157V156H0ZM3 157V155H2ZM7 157V156H6ZM4 157V158H6ZM10 157V155L8 156ZM7 157V158H8ZM29 157V156H28ZM38 157V156H36ZM56 157V156H54ZM137 157V158H136ZM170 157V156H169ZM175 157V158H176ZM199 157V156H198ZM229 157V156H228ZM227 157V158H228ZM232 157V156H231ZM240 157V158H239ZM3 158V159H4ZM34 158V157H33ZM49 158V157H48ZM77 158V157H76ZM189 158V156L187 157ZM185 158V159H187ZM195 158V156H194ZM215 158V157H214ZM230 158V157H229ZM226 159V160H229ZM2 159V160H3ZM25 159V158H24ZM30 159V158H29ZM80 159V158H79ZM82 159V158H81ZM92 159V158H91ZM171 159V158H170ZM181 159H184L183 157ZM1 160V158H0ZM45 160V158H44ZM83 160V159H82ZM157 160V159H156ZM159 160V159H158ZM162 160V159H160ZM164 160V159H163ZM173 160V158H172ZM177 160V159H176ZM180 160V159H179ZM189 161V163L187 162L186 164H183L182 161H179V162H176L171 164V171H168L170 172V174L168 173V175L164 172L160 177H163L164 180H166L167 184H171V180L172 181H175V179L179 178L180 180V176L182 177L181 175V171H183V169L185 167L188 168V166H191L193 168L199 166L198 165V162L195 161L193 162L190 159H187ZM185 160V161H187ZM7 161V160H6ZM23 161V160H22ZM50 161V159H49ZM171 161V160H170ZM178 161V160H177ZM218 161V160H217ZM224 161V160H223ZM221 160V162H223ZM232 160V162H234ZM11 162V160H10ZM37 162V161H36ZM42 162V161H41ZM40 162V163H41ZM54 162V163H53ZM160 162V161H159ZM165 162V161H164ZM169 162V160H168ZM211 162H214V161H211ZM209 162V163H211ZM231 162V161H230ZM8 163V162H7ZM38 163V162H37ZM78 163V162H77ZM97 163V162H96ZM97 163V164H98ZM161 163V162H160ZM208 163V164H209ZM17 164V163H16ZM20 163H18L19 165ZM29 164V163H28ZM49 164V165H50ZM55 164V165H56ZM89 164V163H88ZM168 163V166L170 165ZM213 164V163H212ZM217 164V163H216ZM220 165V162L218 163ZM227 164V163H226ZM8 165V164H7ZM13 165V164H12ZM11 165V166H12ZM17 165V166H18ZM22 165V164H21ZM39 165V164H38ZM43 165V164H42ZM45 165V164H44ZM43 165V167H45ZM126 165V164H125ZM167 165V164H166ZM6 166V165H5ZM10 166V165H8ZM16 166V165H14ZM35 166V165H33ZM97 166V167H99ZM26 167V166H25ZM28 167V166H27ZM30 167V166H29ZM39 167H41V165H39ZM41 167V168H43ZM45 167V168H46ZM80 167V166H79ZM91 167V166H90ZM89 167V168H90ZM99 167V168H100ZM5 168V167H4ZM24 168V167H22ZM21 168V169H22ZM38 168V167H37ZM88 168V169H89ZM157 168V167H156ZM31 169V168H30ZM48 169V170H49ZM84 169V168H82ZM151 169V168H150ZM164 169V167H163ZM1 171H5V169H1ZM12 170V169H11ZM102 170V169H101ZM185 170V169H184ZM86 171V170H85ZM89 171V170H88ZM92 171V170H91ZM95 171V170H94ZM128 171V170H127ZM139 171V170H138ZM143 171V170H142ZM31 172H33L31 170ZM80 172V174H79ZM84 172V171H83ZM87 172V171H86ZM85 172V174H86ZM90 172V171H89ZM126 172V171H125ZM129 172V171H128ZM154 172V171H153ZM201 172V173H202ZM3 173V172H1ZM0 173V174H1ZM35 173V172H34ZM88 173V172H87ZM96 173V172H95ZM111 173V172H109ZM108 173V174H109ZM135 173V172H134ZM195 173V172H194ZM199 173V171H198ZM206 173H209V175H207ZM30 174V173H29ZM32 174V173H31ZM84 174V173H83ZM112 174V173H111ZM127 174V173H126ZM200 174V173H199ZM41 175V174H40ZM93 175V174H92ZM91 175V176H92ZM120 175V174H119ZM129 175V173H128ZM186 175V174H185ZM30 176H33V175H30ZM94 176V175H93ZM95 176H97L95 174ZM146 176V175H145ZM148 176V175H147ZM184 176V175H183ZM188 176V175H187ZM99 177V176H98ZM131 177V176H130ZM155 177V176H154ZM153 177V178H154ZM34 178V177H33ZM36 178V177H35ZM84 178V176H83ZM102 178V177H101ZM110 178V177H109ZM115 178V177H114ZM121 178V177H120ZM118 178V179H120ZM152 178V177H151ZM150 178V179H151ZM185 178V177H184ZM196 178V177H195ZM107 179V177H106ZM111 179V178H110ZM134 179V178H133ZM137 179V178H136ZM205 179V178H204ZM26 180L28 181V183L26 182ZM89 180V179H87ZM97 180V179H96ZM102 180V179H101ZM163 180V179H162ZM162 180H156L155 179H151V180H145L143 181L144 182V188L148 189L150 188L151 191L152 189L154 188L153 186H155V184L157 183H160L162 184L161 186L165 187L167 186V184H164L162 183ZM98 181V180H97ZM100 181V180H99ZM31 182V183H30ZM87 182V181H86ZM95 182V181H94ZM94 182L92 183V185L94 184ZM131 182V181H129ZM187 182V180H186ZM191 182V181H190ZM109 183V182H108ZM195 183V182H194ZM192 183V185L194 184ZM32 186H31V185ZM87 184V185H86ZM98 184V182H97ZM115 184H117L115 182ZM188 184V183H187ZM95 185V184H94ZM93 185V187H94ZM102 185V184H101ZM100 185V186H101ZM130 185V184H129ZM197 185V184H196ZM208 185V184H207ZM97 186V185H96ZM99 186V185H98ZM99 186V187H100ZM121 186V185H120ZM187 186V185H186ZM191 186V185H190ZM195 186V184H194ZM212 186V185H211ZM215 186V185H214ZM226 186V185H224ZM98 187V188H99ZM102 187V186H101ZM108 187V186H107ZM110 187V186H109ZM108 187V188H109ZM138 187V186H137ZM136 187V188H137ZM177 187V186H176ZM189 186H187L186 190H189L188 188ZM218 187V186H217ZM216 187V188H217ZM229 187V188H230ZM97 188V189H98ZM118 188V187H117ZM160 188V187H159ZM167 188L171 191H168L170 194H175L177 195H180V194H177L175 193V191L173 192V190H181V189H176V188H173V187H168ZM165 188V189H167ZM196 188V187H195ZM194 188V189H195ZM114 189V187H113ZM131 189V188H129ZM184 189V188H183ZM193 189V190H194ZM214 189V188H213ZM221 189V188H220ZM224 189V187H223ZM226 189V188H225ZM103 190V189H102ZM117 190V189H116ZM120 190V189H119ZM125 190V189H124ZM215 190V189H214ZM228 190V189H227ZM243 190V191H242ZM100 191V190H99ZM111 191V190H110ZM135 191V190H134ZM182 191V190H181ZM204 191V190H203ZM94 192V193H93ZM97 192V193H96ZM105 192V191H103ZM102 192V193H103ZM109 192V191H108ZM115 192V191H114ZM183 192V191H182ZM195 192V191H194ZM228 192V191H227ZM186 193V192H184ZM104 194V193H103ZM111 194V192H110ZM128 194V193H127ZM137 194V193H136ZM189 196H190V193L188 192ZM194 194V193H193ZM214 194V193H213ZM226 194V193H225ZM106 195V194H105ZM141 195V194H140ZM168 195V194H167ZM215 195V194H214ZM213 195V196H214ZM170 196V195H168ZM182 196V195H181ZM195 196V195H194ZM217 196V195H216ZM215 196V198H216ZM112 197V196H111ZM148 197V196H147ZM183 197V196H182ZM193 197V196H192ZM204 197V196H203ZM223 197V196H222ZM114 198V197H112ZM117 198V197H116ZM115 198V199H116ZM229 198V197H228ZM122 199V198H121ZM192 199V198H191ZM195 199V198H193ZM234 199V198H233ZM198 200V199H197ZM204 202H206L205 204L208 206V207H213L215 205V203L213 204V201H212V196H208L206 195L205 198L203 199ZM215 200V199H214ZM126 201V200H125ZM149 201V200H148ZM180 201V200H179ZM226 201V199H225ZM153 202V201H152ZM168 202V201H167ZM185 202V201H184ZM201 202V200H200ZM216 202V201H214ZM234 202V201H233ZM170 203V202H169ZM178 203V202H177ZM194 203V202H193ZM203 203V202H202ZM230 203V202H229ZM179 204V203H178ZM177 204V205H178ZM201 204V203H200ZM218 204V202H217ZM171 206V205H170ZM169 206V207H170ZM189 206V205H188ZM222 206V204H221ZM227 206V205H226ZM225 206V207H226ZM159 207V206H158ZM161 207V206H160ZM182 207V206H181ZM195 207V206H193ZM205 207V205H204ZM215 207V206H214ZM213 207V208H214ZM235 207V206H234ZM141 208V207H140ZM164 208V207H163ZM166 208V207H165ZM206 208V207H205ZM204 208V209H205ZM231 208V207H230ZM121 209V208H120ZM144 209V208H143ZM179 209V208H178ZM181 209V208H180ZM196 209V208H195ZM217 209V208H216ZM215 209V210H216ZM224 209V208H223ZM123 210V209H122ZM165 210V209H164ZM187 210V209H186ZM192 210V209H191ZM218 210V209H217ZM220 210V209H219ZM245 210V209H243ZM145 211V210H143ZM180 211V210H178ZM178 211L176 213H178ZM193 211V210H192ZM231 211V210H230ZM228 211V212H230ZM235 211V210H234ZM246 211V210H245ZM169 212V210H168ZM190 212V211H189ZM216 212V211H215ZM218 212V211H217ZM241 212V211H240ZM122 213V211H121ZM126 213V212H125ZM140 213V210L139 212ZM142 213V212H141ZM140 213V214H141ZM180 213V212H179ZM179 213L176 215V216H181L179 215ZM182 213V212H181ZM200 213V212H199ZM231 213V212H230ZM248 213V211H247ZM144 214V213H143ZM146 214V213H145ZM150 214V213H149ZM161 214V212H160ZM165 214V213H164ZM174 213H172V216H173ZM214 214V212H213ZM239 214V213H238ZM156 215V214H154ZM174 215V216H175ZM188 215V214H187ZM210 215V214H209ZM221 215V214H220ZM117 216V215H116ZM123 216V215H122ZM139 216V215H138ZM148 216V215H147ZM171 216V215H170ZM183 216V217H182ZM181 217H179L180 219L176 220L175 222L178 221L177 223V227H178V230L180 231L181 233V239L178 240L179 242L181 241L182 243V247H181V243H179V246L181 247V249L183 248L184 250L183 251H187L188 253L190 252V256L187 255V252L185 253V257L183 258V261L184 259L186 258V255L188 256L186 259L188 260L189 259H192V263L193 264V260L196 262L195 264H261V260L264 256V246L261 245V241L262 239V235L260 233H253V235L251 233H247L244 226L240 225V224H236V222H229V220L226 218L223 219V218H213L211 217V219H208L206 217H202V218H198L196 215H194V218L193 216L190 218V217H184L185 216V213L184 215H182ZM198 218H196V217ZM207 216V215H206ZM211 216V215H210ZM248 216V215H247ZM110 217H112L110 219ZM119 217V216H118ZM129 217V216H128ZM133 217V216H131ZM142 217V216H141ZM149 217V216H148ZM147 217V218H148ZM156 217V216H154ZM201 217V216H200ZM216 217V216H214ZM225 217V216H224ZM264 217V216H263ZM125 218V217H124ZM127 218V217H126ZM135 218V217H134ZM140 218V217H139ZM146 218V217H145ZM152 218V217H151ZM150 218V219H151ZM157 218V217H156ZM171 218V217H170ZM210 218V217H209ZM259 218V217H258ZM109 219L111 221H109ZM115 219V218H113ZM119 219V218H117ZM122 219V218H121ZM133 219V218H132ZM158 219V218H157ZM156 219V220H157ZM160 219V218H159ZM236 219V218H235ZM257 219V218H256ZM141 220V219H140ZM142 220H145V219H142ZM154 220V219H153ZM161 220V219H160ZM248 220V219H247ZM124 221V220H123ZM121 220V222H123ZM133 221V220H132ZM147 221V220H146ZM144 221V222H146ZM165 222V220H163ZM174 221V220H173ZM231 221V220H230ZM237 221V220H236ZM111 222V225L112 227H108V223ZM120 222V221H119ZM153 222V221H152ZM174 222V223H175ZM238 222V221H237ZM260 222V221H259ZM136 223V222H135ZM138 223H141L139 220H138ZM147 223V222H146ZM149 223V221H148ZM158 223V222H157ZM246 223V222H245ZM250 223V222H249ZM264 223V222H263ZM110 224V223H109ZM132 225V223H130ZM166 224V223H165ZM170 224V223H169ZM258 224V223H257ZM110 225V226H111ZM116 225H117V222H116ZM119 225V224H118ZM129 225V224H128ZM135 225V224H133ZM138 225V224H137ZM136 225V227H137ZM142 225V223H141ZM144 225V224H143ZM149 225V224H147ZM153 225V224H152ZM246 225V224H245ZM255 225V224H254ZM125 226V225H123ZM145 226V225H144ZM158 226V224H157ZM171 226V224L169 225ZM174 226V225H173ZM176 226H174L176 228ZM248 226V225H247ZM126 227V226H125ZM129 227V226H128ZM134 227V226H133ZM132 227V228H133ZM147 227V226H146ZM154 227V226H153ZM163 227V226H162ZM165 227V226H164ZM163 227V228H164ZM172 227V226H171ZM171 227L169 228L171 230ZM121 228V227H120ZM138 228V227H137ZM144 228V227H143ZM142 228V229H143ZM173 228V227H172ZM258 228V227H257ZM262 228V227H261ZM260 228V229H261ZM117 229V228H116ZM140 229V228H139ZM138 229V230H139ZM146 229V228H145ZM144 229V230H145ZM150 229V228H149ZM155 229V227H154ZM153 229V231H154ZM167 229V228H166ZM254 229V228H253ZM113 230V229H112ZM121 230V229H120ZM124 230V229H123ZM122 230V231H123ZM126 230V229H125ZM162 230V229H161ZM169 230V231H170ZM249 230V229H248ZM251 230V229H250ZM259 230V229H258ZM257 230V231H258ZM128 231V230H127ZM133 231V230H132ZM141 231V230H140ZM160 231V229H159ZM168 231V233H169ZM174 231V230H173ZM109 232V231H108ZM119 232V231H118ZM126 232V231H125ZM138 232V231H137ZM136 232V233H137ZM145 232V231H144ZM156 232V231H155ZM154 232V233H155ZM171 232V231H170ZM254 232V231H252ZM261 232V231H260ZM107 233V231H106ZM114 233V232H113ZM124 233V232H123ZM128 234V232H126ZM139 233V232H138ZM137 233V234H138ZM149 232H147V235ZM153 233V234H154ZM176 233V231H175ZM174 233V234H175ZM116 234V233H115ZM120 234V233H118ZM117 234V235H118ZM126 234V235H127ZM131 234V233H129ZM133 236L135 233H132ZM136 234V236H138ZM144 234V233H143ZM151 234V233H150ZM164 234V233H163ZM163 234H160L163 235ZM173 234V232H172ZM173 234V235H174ZM179 234V233H177ZM104 235V234H103ZM110 235V234H108ZM122 235V234H121ZM141 235V234H139ZM146 235V234H145ZM155 235V234H154ZM159 235V234H157ZM165 235V234H164ZM167 235V234H166ZM172 235V236H173ZM180 235V234H179ZM114 236V235H113ZM125 236V235H124ZM124 236H122L124 238ZM131 236V235H130ZM170 236V235H169ZM121 237V236H120ZM145 237V236H144ZM154 237V236H153ZM167 237V236H166ZM165 237V238H166ZM175 237V236H174ZM173 237V238H174ZM135 238V237H133ZM137 238V237H136ZM152 238V237H151ZM168 238V237H167ZM166 238V239H167ZM178 238V237H176ZM106 241H107V238H105ZM114 239V238H113ZM116 239V238H115ZM114 239V241H116ZM118 239V238H117ZM120 239V238H119ZM125 239V238H124ZM123 239V241H124ZM129 239V238H128ZM131 239V238H130ZM129 239V240H130ZM140 239V238H139ZM161 239V238H160ZM169 239V238H168ZM172 239V238H171ZM134 240V239H133ZM132 240V241H133ZM136 240V239H135ZM143 240V239H142ZM155 240V238L153 239ZM162 240V239H161ZM173 240V239H172ZM170 240V241H172ZM176 240V239H175ZM111 241V240H110ZM114 241H111V242H114ZM118 241V240H117ZM141 241V240H140ZM158 241V240H157ZM167 242L169 240H166ZM102 242V241H101ZM99 242V243H101ZM104 242V240H103ZM121 242V240H120ZM119 242V243H120ZM126 241H124L122 244L124 245ZM134 242V241H133ZM142 242H145V241H142ZM148 242V241H147ZM166 242V243H167ZM174 242V241H173ZM177 242V241H176ZM132 243V242H131ZM130 243V244H131ZM137 243V242H135ZM135 243L134 245L131 244L132 246H135ZM151 243V241H150ZM153 243V241H152ZM162 243H164L163 241L161 242V245ZM172 243V242H171ZM105 244V242H104ZM108 244V243H107ZM127 244V242H126ZM129 244V242H128ZM127 244V245H128ZM129 244V245H130ZM169 244V242H168ZM177 244V243H176ZM175 244V245H176ZM263 244V242H262ZM102 244H100L101 246ZM128 245V246H129ZM130 245V246H131ZM144 245V244H143ZM149 245V244H148ZM151 245V244H150ZM159 245V243L157 244ZM164 245V244H163ZM99 246V245H98ZM129 246V247H130ZM136 246H139V244L137 243ZM142 246V245H141ZM178 246V245H177ZM119 247V246H118ZM124 247V246H123ZM159 247V246H157ZM161 247V246H160ZM169 247V246H168ZM175 247V246H174ZM179 247V249H180ZM97 248V247H96ZM95 248V250H96ZM121 248H122V245H121ZM126 248V247H125ZM145 248V247H144ZM119 249V248H118ZM132 249V247H130V250ZM147 249V248H146ZM153 249V248H152ZM161 249V248H160ZM166 249V248H165ZM164 249V250H165ZM168 249V248H167ZM178 249V247H177ZM178 249V250H179ZM121 250V249H119ZM118 250V251H119ZM123 250V248H122ZM129 250V249H128ZM127 250V251H128ZM135 250V249H134ZM158 250V249H157ZM171 250V248H170ZM169 250V251H170ZM173 250V248H172ZM133 251V249H132ZM150 251V249H149ZM182 251V254L184 255ZM123 252V251H122ZM145 252V251H144ZM151 252V251H150ZM168 252V251H166ZM171 252V251H170ZM175 252V251H174ZM181 252V251H180ZM128 253V252H127ZM172 253V252H171ZM169 253V254H171ZM176 253V252H175ZM107 254V253H106ZM131 254V253H130ZM134 254V253H133ZM140 254V252H139ZM146 254V253H145ZM174 254V253H173ZM181 254V253H180ZM179 254V255H180ZM121 255V254H120ZM119 255V256H120ZM123 255H125L123 253ZM137 255V254H136ZM176 255V254H175ZM0 256V257H1ZM104 256V254H103ZM122 256V255H121ZM121 256L119 258H121ZM127 256V255H126ZM129 256V255H128ZM133 256V255H132ZM139 256V255H138ZM140 256L143 257V255L140 254ZM145 256V255H144ZM155 256V255H154ZM148 257V255H147ZM151 257V256H150ZM171 257V256H170ZM175 257V256H174ZM178 257V256H177ZM177 257H175L177 259ZM183 257V256H182ZM103 259H105V257H102ZM108 259V257H106ZM130 258V257H129ZM132 258V257H131ZM138 258V257H137ZM173 258V257H172ZM125 259V258H124ZM122 259V260H124ZM133 259V258H132ZM143 259V258H142ZM146 259V258H145ZM179 259V258H178ZM182 259V258H181ZM180 259V260H181ZM185 259V260H186ZM102 260V259H101ZM122 260H119V261H122ZM129 260V259H128ZM136 260V259H135ZM125 261V260H124ZM123 261V262H124ZM139 261V260H138ZM144 261V260H143ZM142 261V262H143ZM178 261V260H177ZM189 261V260H188ZM188 261H185V263H187ZM263 261V260H262ZM103 262V261H102ZM100 262V263H102ZM122 262V263H123ZM129 262V261H128ZM132 262V261H131ZM140 262V261H139ZM148 262V261H147ZM146 262V263H147ZM180 262V261H178ZM190 262V261H189ZM261 262V263H260ZM6 263V264H7ZM104 263V262H103ZM121 263V262H120ZM127 263V260L126 262H124V264ZM136 263V261L134 262ZM145 263V262H144ZM143 263V264H144ZM177 263V262H175ZM139 264H142V263H139ZM180 264V263H179ZM188 264V263H187Z\"/></svg>",
    "mask_w": 264,
    "mask_h": 264
}]
</instances>
